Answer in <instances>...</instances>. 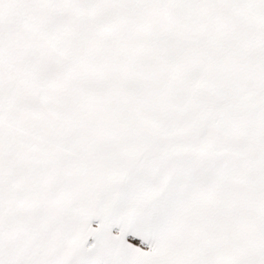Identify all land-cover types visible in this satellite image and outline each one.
Returning a JSON list of instances; mask_svg holds the SVG:
<instances>
[{
    "label": "snow or ice",
    "instance_id": "obj_1",
    "mask_svg": "<svg viewBox=\"0 0 264 264\" xmlns=\"http://www.w3.org/2000/svg\"><path fill=\"white\" fill-rule=\"evenodd\" d=\"M0 264H264V0H0Z\"/></svg>",
    "mask_w": 264,
    "mask_h": 264
}]
</instances>
